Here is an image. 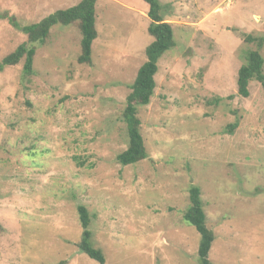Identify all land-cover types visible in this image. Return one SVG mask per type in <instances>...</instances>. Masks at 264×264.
Instances as JSON below:
<instances>
[{"label": "rangeland", "instance_id": "1", "mask_svg": "<svg viewBox=\"0 0 264 264\" xmlns=\"http://www.w3.org/2000/svg\"><path fill=\"white\" fill-rule=\"evenodd\" d=\"M82 0H0V62L17 28ZM174 46L137 107L147 156L122 166L126 97L153 43L143 0H97L90 64L77 23L54 25L0 73V264H98L78 248L87 208L105 264H200L184 220L200 190L212 264H264V89L237 92L238 70L264 38V0H158ZM264 60V47L261 50ZM264 72V65H263ZM235 125L234 127H232Z\"/></svg>", "mask_w": 264, "mask_h": 264}, {"label": "trees", "instance_id": "2", "mask_svg": "<svg viewBox=\"0 0 264 264\" xmlns=\"http://www.w3.org/2000/svg\"><path fill=\"white\" fill-rule=\"evenodd\" d=\"M97 0H82L76 6L60 10L40 23L21 27L14 24L25 36L26 41L20 44L12 53L7 55L0 62V73L7 67H12L24 60L23 74L29 77L33 73V59L36 43H44L51 28L56 24L68 26L76 24L82 35L81 54L78 58L79 64H90L92 44L97 38L95 6ZM148 5L147 16L150 20L148 34L153 38V43L146 50L148 61L139 69L136 79L131 86V92L126 97L125 108L122 119L126 125L128 135V147L117 155V162L127 166L146 158L147 153L144 146V138L141 134V122L137 117V107L147 106L153 97L156 88L155 75L158 72L157 62L159 58L174 46L173 29L170 23L166 22L160 13L161 5L158 0H143ZM245 42L254 43L255 50L246 52L245 64L238 70L237 92L243 98L249 97L250 82H258L264 89V60L261 50L264 47V38H253L245 36ZM233 125L232 127H234ZM190 206L184 214V220L193 226L200 235L198 247V260L200 264H212L208 255L214 239L213 232L206 226V215L200 200V190L193 187L189 191ZM77 214L81 227L83 228L82 239L78 248L89 258L98 264H105V258L101 251L91 244V233L89 226L91 216L83 205L77 206Z\"/></svg>", "mask_w": 264, "mask_h": 264}]
</instances>
